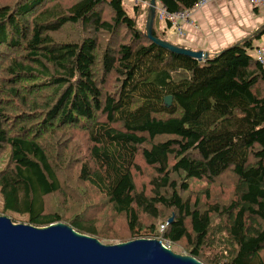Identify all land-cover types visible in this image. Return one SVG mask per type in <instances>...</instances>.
<instances>
[{
	"label": "trees",
	"instance_id": "1",
	"mask_svg": "<svg viewBox=\"0 0 264 264\" xmlns=\"http://www.w3.org/2000/svg\"><path fill=\"white\" fill-rule=\"evenodd\" d=\"M149 3L0 0V214L264 264V25L199 62L147 38Z\"/></svg>",
	"mask_w": 264,
	"mask_h": 264
},
{
	"label": "water",
	"instance_id": "2",
	"mask_svg": "<svg viewBox=\"0 0 264 264\" xmlns=\"http://www.w3.org/2000/svg\"><path fill=\"white\" fill-rule=\"evenodd\" d=\"M158 0H150L145 34L154 44L174 54L204 62L209 52L174 45L153 36ZM172 97L165 104L172 105ZM173 219L169 221L171 223ZM0 264H202L190 256L179 255L161 240L140 239L105 245L98 239L80 234L66 224L45 228L16 224L0 216Z\"/></svg>",
	"mask_w": 264,
	"mask_h": 264
},
{
	"label": "crops",
	"instance_id": "3",
	"mask_svg": "<svg viewBox=\"0 0 264 264\" xmlns=\"http://www.w3.org/2000/svg\"><path fill=\"white\" fill-rule=\"evenodd\" d=\"M263 9L253 8L246 0L210 3L195 10L190 22L184 24L185 37H172V43L210 54L239 44L264 25ZM252 55L264 46V37L254 42ZM264 62V60H263Z\"/></svg>",
	"mask_w": 264,
	"mask_h": 264
},
{
	"label": "built area",
	"instance_id": "4",
	"mask_svg": "<svg viewBox=\"0 0 264 264\" xmlns=\"http://www.w3.org/2000/svg\"><path fill=\"white\" fill-rule=\"evenodd\" d=\"M138 4L139 0H134ZM230 0H201L194 8L178 13H168L163 7L158 5L157 10L159 13V21L161 29L165 32V40L172 43L171 36L184 38L186 33L184 24L190 22L192 14L195 10L209 5L210 3H227ZM255 9H264V0H246ZM255 58L264 64V46L255 52ZM163 228V227H162Z\"/></svg>",
	"mask_w": 264,
	"mask_h": 264
},
{
	"label": "rangeland",
	"instance_id": "5",
	"mask_svg": "<svg viewBox=\"0 0 264 264\" xmlns=\"http://www.w3.org/2000/svg\"><path fill=\"white\" fill-rule=\"evenodd\" d=\"M124 2V7L126 8L128 14L131 16V17H134L135 16V1L134 0H123ZM159 5V3H158ZM264 12V9L262 10ZM145 12V11H144ZM145 16V13L143 14ZM148 18V17H147ZM78 142H83V139H79ZM227 180V179H226ZM140 184L143 182V180H140L139 181ZM196 184L194 183V186ZM98 202V201H97ZM0 212H3V201L0 197ZM0 216H5L3 214H0ZM8 217V216H6ZM10 218L12 221L13 219L11 217H8ZM100 228H102V231L105 232V228L107 226V223L109 222V219L107 217V210L105 211H102L101 214H100ZM14 223L16 224H27V223H24V222H20V221H13ZM120 221L118 220H115L112 227H111V230H113V234L112 235H122V234H125V228L123 226H121L119 224ZM101 243L105 244V245H117V244H121V243H127V242H131V241H135V240H130V241H126V242H123L121 241L120 239H114V238H110V239H104V240H99ZM168 248H170L172 251H174L175 253L179 254V255H184L186 256V253L184 252V250L179 247V246H172V245H168V244H165Z\"/></svg>",
	"mask_w": 264,
	"mask_h": 264
}]
</instances>
